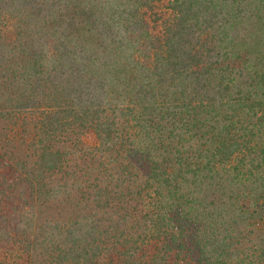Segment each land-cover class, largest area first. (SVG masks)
Segmentation results:
<instances>
[{
	"label": "trees",
	"instance_id": "trees-1",
	"mask_svg": "<svg viewBox=\"0 0 264 264\" xmlns=\"http://www.w3.org/2000/svg\"><path fill=\"white\" fill-rule=\"evenodd\" d=\"M0 264H264V0H0Z\"/></svg>",
	"mask_w": 264,
	"mask_h": 264
},
{
	"label": "clouds",
	"instance_id": "clouds-1",
	"mask_svg": "<svg viewBox=\"0 0 264 264\" xmlns=\"http://www.w3.org/2000/svg\"><path fill=\"white\" fill-rule=\"evenodd\" d=\"M114 32L118 33L119 34V37H123L125 35L123 29L119 26V24L114 25ZM46 59H47V65L46 66L47 67H51L52 66V63H53L51 54H48L47 57H46Z\"/></svg>",
	"mask_w": 264,
	"mask_h": 264
}]
</instances>
